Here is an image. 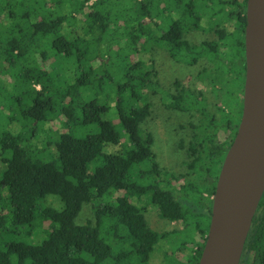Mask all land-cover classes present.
I'll list each match as a JSON object with an SVG mask.
<instances>
[{
    "label": "trees",
    "instance_id": "obj_1",
    "mask_svg": "<svg viewBox=\"0 0 264 264\" xmlns=\"http://www.w3.org/2000/svg\"><path fill=\"white\" fill-rule=\"evenodd\" d=\"M91 1L0 0V264H149L170 234L149 227L152 207L169 222L196 221L195 243L175 255L198 264L242 116L247 0ZM194 30L216 38L193 43ZM156 49L179 64H211L198 75L212 72L223 92L219 119L202 93L180 81L174 92L161 87ZM149 88L167 109L209 118L192 126L190 177L159 167L142 128ZM60 116L73 133L54 130ZM48 195L63 208L42 205ZM86 202L94 220L77 224Z\"/></svg>",
    "mask_w": 264,
    "mask_h": 264
},
{
    "label": "water",
    "instance_id": "obj_2",
    "mask_svg": "<svg viewBox=\"0 0 264 264\" xmlns=\"http://www.w3.org/2000/svg\"><path fill=\"white\" fill-rule=\"evenodd\" d=\"M243 109L222 163L198 264H239L264 191V0H247Z\"/></svg>",
    "mask_w": 264,
    "mask_h": 264
},
{
    "label": "rangeland",
    "instance_id": "obj_3",
    "mask_svg": "<svg viewBox=\"0 0 264 264\" xmlns=\"http://www.w3.org/2000/svg\"><path fill=\"white\" fill-rule=\"evenodd\" d=\"M95 1V0H92ZM91 1V2H92ZM90 2V3H91ZM205 19L204 23H206ZM186 37L193 43H200L204 40L215 39L214 33L202 31H190ZM155 65L157 70L158 83L165 90L171 92L175 91V82L180 81L182 85L188 86L195 93H202L206 100V112L219 119L221 117L219 106L224 108L221 97L222 90L217 93L213 91V85L209 81L212 72H208L200 79L198 75L204 66L211 67V64L202 62L196 66L190 67L184 64H179L170 58L167 51L164 49H156L154 51ZM220 86H218L219 89ZM148 93V100L151 102V114L142 124V128L153 134V151L156 154V160L159 167L167 170L169 173L176 175H189L188 169L189 144L192 141V126L199 125L202 122H207L209 118L200 111L180 112L177 110L167 109L162 101V93H154L151 88L146 90ZM65 119L60 116L51 122L54 130L74 132L71 125H65ZM117 123V122H115ZM17 124L13 122L8 124L9 128L16 127ZM117 129L123 132L120 125ZM81 130L87 131V128L81 127ZM85 133H82L84 135ZM224 133L219 132V137H223ZM125 139V138H124ZM107 149V148H106ZM45 159L52 160L50 154L44 155ZM100 161H95L90 165L93 170ZM212 171V170H211ZM194 179V178H193ZM182 181V180H181ZM103 201H101L102 203ZM105 203V202H103ZM42 205H49L57 209L63 208V203L58 196L48 195L42 202ZM146 220L150 228L159 233L169 232L170 234L162 238L156 245L154 251L151 253L149 264H177L176 251L181 249L182 243H195L193 236L195 228L192 227L196 222L190 215L183 221L169 222L160 218L158 210L155 207L147 210ZM187 219V220H186ZM94 220V211L92 202L84 203L81 212L76 218L77 224H87ZM185 226H187L186 230ZM192 232L189 239L184 233ZM179 259H185L183 253H179Z\"/></svg>",
    "mask_w": 264,
    "mask_h": 264
},
{
    "label": "flooded vegetation",
    "instance_id": "obj_4",
    "mask_svg": "<svg viewBox=\"0 0 264 264\" xmlns=\"http://www.w3.org/2000/svg\"><path fill=\"white\" fill-rule=\"evenodd\" d=\"M239 264H264V191L253 216Z\"/></svg>",
    "mask_w": 264,
    "mask_h": 264
}]
</instances>
